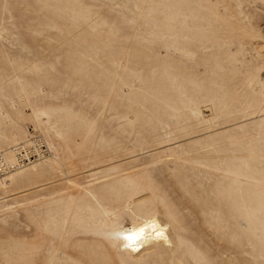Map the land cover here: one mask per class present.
I'll list each match as a JSON object with an SVG mask.
<instances>
[{
	"label": "rangeland",
	"instance_id": "rangeland-1",
	"mask_svg": "<svg viewBox=\"0 0 264 264\" xmlns=\"http://www.w3.org/2000/svg\"><path fill=\"white\" fill-rule=\"evenodd\" d=\"M36 137L0 264H264V0H0V153Z\"/></svg>",
	"mask_w": 264,
	"mask_h": 264
},
{
	"label": "bare ground",
	"instance_id": "bare-ground-1",
	"mask_svg": "<svg viewBox=\"0 0 264 264\" xmlns=\"http://www.w3.org/2000/svg\"><path fill=\"white\" fill-rule=\"evenodd\" d=\"M40 145H44L45 147V150L42 152L38 149ZM26 146L27 149H30L28 147H33L34 150L38 152V157L11 172L5 173L2 170L0 173V180L8 178L16 174L17 171H22V169L29 166L35 167L33 163L41 161L45 158V155H48V149L39 137L32 138L27 143L25 142L17 145L11 149L9 154L1 152L0 155L5 163L16 165L18 162V157L16 156L19 153L18 148L25 149ZM52 159L56 162L54 155H52ZM129 237H131V239H129ZM113 240L120 250L126 251L132 255H137L152 246L172 247V241L169 237V226L163 224L157 216H149L140 218L134 222L124 223L119 230H115Z\"/></svg>",
	"mask_w": 264,
	"mask_h": 264
},
{
	"label": "built area",
	"instance_id": "built-area-1",
	"mask_svg": "<svg viewBox=\"0 0 264 264\" xmlns=\"http://www.w3.org/2000/svg\"><path fill=\"white\" fill-rule=\"evenodd\" d=\"M28 148H30V149H27V146L25 149L18 148L19 153L16 155L18 157V162L16 165L5 163L3 161L2 156L0 155V163H1L0 173L2 172V170L5 173L11 172V171L15 170L16 168L23 166L24 164H27L30 161H33L35 158H37L38 152L35 151L33 147H28ZM38 149H39V151L42 152L45 150V147H44V145H40Z\"/></svg>",
	"mask_w": 264,
	"mask_h": 264
},
{
	"label": "snow or ice",
	"instance_id": "snow-or-ice-1",
	"mask_svg": "<svg viewBox=\"0 0 264 264\" xmlns=\"http://www.w3.org/2000/svg\"><path fill=\"white\" fill-rule=\"evenodd\" d=\"M129 239H131V237H129Z\"/></svg>",
	"mask_w": 264,
	"mask_h": 264
}]
</instances>
